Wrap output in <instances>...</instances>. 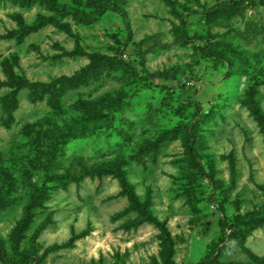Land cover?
I'll return each instance as SVG.
<instances>
[{"label": "rangeland", "instance_id": "374dc122", "mask_svg": "<svg viewBox=\"0 0 264 264\" xmlns=\"http://www.w3.org/2000/svg\"><path fill=\"white\" fill-rule=\"evenodd\" d=\"M251 104L264 0H0V264H257Z\"/></svg>", "mask_w": 264, "mask_h": 264}, {"label": "trees", "instance_id": "16d2710c", "mask_svg": "<svg viewBox=\"0 0 264 264\" xmlns=\"http://www.w3.org/2000/svg\"><path fill=\"white\" fill-rule=\"evenodd\" d=\"M191 103V102H190ZM193 108V110H190L189 108ZM251 108H252V113L254 114V116L256 117V120L258 122V125L261 128V131L264 132V116L261 115V113L254 108V106L251 104ZM189 109V110H188ZM187 110L189 111V113H187ZM200 113V108L199 105L197 103H195L193 106L192 104L190 105H182L179 106L176 110V117H179L178 119H183L186 115L189 116L190 118H195L197 117V115ZM113 115L112 113L110 114V116ZM91 118H95L97 120H101L102 122H106L108 123L109 120V115H104V114H100L99 112H92L90 113ZM105 128L108 127V125L106 124L104 126ZM86 131V130H84ZM89 131V130H88ZM81 132H76L75 130H70L69 134L67 133V135H79ZM85 133V132H83ZM62 134H59L58 137H61ZM62 137H64V134L62 135ZM258 224V223H257ZM257 224L255 225V227L257 226ZM259 225V224H258ZM249 255L251 256V258L254 260V262H256L257 264H264V259L262 258H258L256 257L252 252L248 251Z\"/></svg>", "mask_w": 264, "mask_h": 264}]
</instances>
